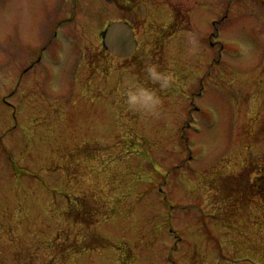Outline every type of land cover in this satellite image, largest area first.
<instances>
[{
    "label": "rangeland",
    "instance_id": "374dc122",
    "mask_svg": "<svg viewBox=\"0 0 264 264\" xmlns=\"http://www.w3.org/2000/svg\"><path fill=\"white\" fill-rule=\"evenodd\" d=\"M137 3L0 0V264H264V191L231 178L264 169V0ZM134 14L116 60L100 30ZM145 61L174 78L158 118L123 101Z\"/></svg>",
    "mask_w": 264,
    "mask_h": 264
},
{
    "label": "clouds",
    "instance_id": "9594fccd",
    "mask_svg": "<svg viewBox=\"0 0 264 264\" xmlns=\"http://www.w3.org/2000/svg\"><path fill=\"white\" fill-rule=\"evenodd\" d=\"M190 44L188 54L194 56L198 52L197 41L192 39ZM142 72L144 82H135L123 91L124 104L131 112L158 118L161 115L162 105L158 93L169 89L173 85V75L170 72L161 70L158 64L150 61H145Z\"/></svg>",
    "mask_w": 264,
    "mask_h": 264
},
{
    "label": "flooded vegetation",
    "instance_id": "af4514ba",
    "mask_svg": "<svg viewBox=\"0 0 264 264\" xmlns=\"http://www.w3.org/2000/svg\"><path fill=\"white\" fill-rule=\"evenodd\" d=\"M116 2H118L116 4ZM115 5L118 6L119 8L121 7L122 10H124L126 12V14H133L138 8H140L142 5H140L139 3H137V0H116ZM147 6V5H146ZM187 19L191 18L189 13L186 14ZM120 22L126 23L128 24L131 28H133L134 31H136L135 25H136V14H134L132 16V19H122L120 20ZM139 44H138V48H139ZM138 51V50H137ZM245 101H246V109H245V127L246 130L248 132L250 127L259 128L260 129L264 126V118L258 117L259 114H256V116L250 118V116L253 114V112L250 111V99L249 97L246 95L245 96ZM249 109V110H248ZM259 124V125H258ZM255 126V127H254ZM262 134H264V128L263 131L261 129L260 131ZM261 174L258 175L257 177H255V175L253 173H248V172H243L235 181H234V185L232 188L234 189H242V190H247L249 191L250 189L256 190V191H264V172L260 171ZM254 176V179H252V177ZM262 179L263 181H258L259 179ZM238 189V190H239Z\"/></svg>",
    "mask_w": 264,
    "mask_h": 264
},
{
    "label": "water",
    "instance_id": "95a60500",
    "mask_svg": "<svg viewBox=\"0 0 264 264\" xmlns=\"http://www.w3.org/2000/svg\"><path fill=\"white\" fill-rule=\"evenodd\" d=\"M112 3L113 0H107ZM107 50L118 58H126L136 50V41L132 29L125 24H113L104 35Z\"/></svg>",
    "mask_w": 264,
    "mask_h": 264
},
{
    "label": "trees",
    "instance_id": "16d2710c",
    "mask_svg": "<svg viewBox=\"0 0 264 264\" xmlns=\"http://www.w3.org/2000/svg\"><path fill=\"white\" fill-rule=\"evenodd\" d=\"M262 181V180H261ZM91 200V199H90ZM90 200H76V203H74V204H72V205H70V210L68 211V217L70 218V219H73V220H75V222H79V220H78V218H77V213H79V212H81L82 210L85 212V213H87V215L88 214H93V215H101V214H99V211L97 210V208H96V202L97 201H90ZM86 201V202H85ZM89 201H90V203H89ZM88 203H89V205H88ZM78 206H80V210L78 211ZM116 210H111V211H109V212H106V213H104L103 215H102V217L104 218V219H108V218H110V217H112L113 215H115L116 214ZM97 217V216H96ZM94 225H96V224H92L91 226H94ZM90 226V227H91ZM93 236H95V237H98V238H100V239H102L101 237H99V236H96L95 234L93 235ZM103 241H104V244H102V246H101V248H104V249H106L107 247H108V244H107V242L104 240V239H102ZM79 248L77 249V250H79L80 251V253L81 252H84L83 251V247L81 246V245H79L78 246ZM101 248H99V249H101ZM89 249H93V248H89Z\"/></svg>",
    "mask_w": 264,
    "mask_h": 264
}]
</instances>
